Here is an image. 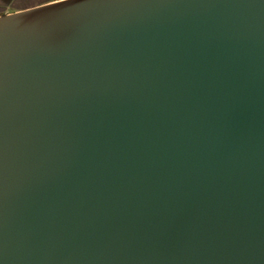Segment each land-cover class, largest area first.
<instances>
[{
  "label": "water",
  "instance_id": "95a60500",
  "mask_svg": "<svg viewBox=\"0 0 264 264\" xmlns=\"http://www.w3.org/2000/svg\"><path fill=\"white\" fill-rule=\"evenodd\" d=\"M0 264H264V0L1 15Z\"/></svg>",
  "mask_w": 264,
  "mask_h": 264
},
{
  "label": "rangeland",
  "instance_id": "374dc122",
  "mask_svg": "<svg viewBox=\"0 0 264 264\" xmlns=\"http://www.w3.org/2000/svg\"><path fill=\"white\" fill-rule=\"evenodd\" d=\"M57 0H0V8L7 6L11 12L17 8H32ZM3 9V8H2ZM1 10V9H0Z\"/></svg>",
  "mask_w": 264,
  "mask_h": 264
},
{
  "label": "crops",
  "instance_id": "0c3cea01",
  "mask_svg": "<svg viewBox=\"0 0 264 264\" xmlns=\"http://www.w3.org/2000/svg\"><path fill=\"white\" fill-rule=\"evenodd\" d=\"M1 7V6H0ZM3 8V9H2ZM2 8H0L1 10H0V16L1 15H4V14H10V13H14V12H18V11H21V10H25V9H28V8H24V9H22V8H17L16 10H13L12 12L10 11V10H8V9H10V8H8L7 6H3Z\"/></svg>",
  "mask_w": 264,
  "mask_h": 264
},
{
  "label": "trees",
  "instance_id": "16d2710c",
  "mask_svg": "<svg viewBox=\"0 0 264 264\" xmlns=\"http://www.w3.org/2000/svg\"><path fill=\"white\" fill-rule=\"evenodd\" d=\"M58 1V0H57Z\"/></svg>",
  "mask_w": 264,
  "mask_h": 264
}]
</instances>
